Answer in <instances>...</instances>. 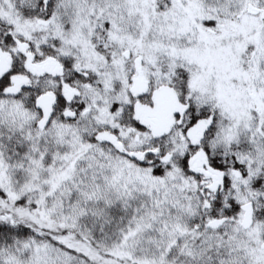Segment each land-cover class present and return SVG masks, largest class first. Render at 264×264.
<instances>
[{
    "label": "rangeland",
    "instance_id": "rangeland-1",
    "mask_svg": "<svg viewBox=\"0 0 264 264\" xmlns=\"http://www.w3.org/2000/svg\"><path fill=\"white\" fill-rule=\"evenodd\" d=\"M53 2L49 17L33 20L18 16L10 0H0L1 23L4 21L16 39L31 47L35 43L53 45L52 41L57 40L58 47L54 49L60 58H68L80 69L89 70L95 78L99 77L101 89L98 90V83L96 85L94 81L93 85L84 86V96L93 105L98 104L101 112L128 102L127 77L131 70L126 66L123 54L125 57L129 54L128 58L132 60L141 57V64L147 68L146 72L155 86L172 80L183 81L185 100L191 101L198 109L216 110L219 116V143H234L252 131L256 134L258 112L264 120V23L257 14L249 11L251 7L264 8V0H228L227 10H233L232 20L212 28L204 22L207 7L199 0L173 1L169 16L165 14V0ZM225 5L226 0H223ZM224 11L225 7L223 18L226 14ZM7 112L13 121L21 123L38 118L37 110H26L22 101L0 102V115ZM99 118H96V126L103 123L120 129L118 124L112 122L114 115L99 114ZM75 127L62 124L59 119L41 132L40 137L54 135L60 141L71 139L70 151L62 155L60 163L50 167L36 162L31 167L32 175L30 172L22 182L11 180L9 167L0 158V188L7 196L5 201L0 202V208L13 214L17 212L14 209L16 202L30 193L29 202L35 206L29 214L33 222L61 234L66 231L61 239L71 248L110 264H175L165 263L166 254L177 241L184 242L181 250L185 253L186 246L192 244L191 239H197L196 233L206 251L217 249L227 252L228 256H240L239 261H232L231 264H264V252L259 250L262 224L254 225L247 233L242 232V227L251 224V208L247 198L255 201L256 207L261 202L260 191L255 200L251 199L252 191H255L251 186L254 177L263 169L264 155L260 156L262 153L259 152L256 157L258 165L247 176L244 175L246 178L241 182L242 173L224 172L233 183V197L243 201L244 211L237 216L238 221L244 218L243 226L228 220L225 225L229 228L223 230L225 236L216 232L192 233L181 224L187 216H194L187 194H203L207 209L216 195L210 191L212 181L199 179L185 170L183 162L189 150L178 134L171 139L173 147L168 154L157 145L152 144L148 149L153 154V161L170 167H166L167 171L162 177L152 175L154 167H142L120 155L116 160H110L108 167L99 170L106 173L104 183L109 190L121 192L135 187L144 200L141 216L137 219L133 217V228L110 247L108 253L113 258L103 256L101 248L106 246L105 243H101L103 246L99 249L74 239L72 230L65 229L68 225L62 222L71 219L74 214L67 213L68 208L65 210L62 206V198L66 195L64 184H68L72 178L86 150L91 149L78 138ZM90 131L93 132V128ZM136 135L130 129L121 135L129 150H142L145 147V136ZM93 150L101 154L100 148ZM187 171L190 176L186 175ZM173 208L179 211V215L171 214L170 209ZM17 214L22 215L23 212L18 211ZM215 221H208V226L213 227ZM218 222L220 225L221 222ZM153 230L165 244L157 246L156 235L151 234ZM47 247L29 246L35 264H85ZM148 247L150 250L156 247L163 252L162 256L151 259L147 253Z\"/></svg>",
    "mask_w": 264,
    "mask_h": 264
},
{
    "label": "flooded vegetation",
    "instance_id": "flooded-vegetation-1",
    "mask_svg": "<svg viewBox=\"0 0 264 264\" xmlns=\"http://www.w3.org/2000/svg\"><path fill=\"white\" fill-rule=\"evenodd\" d=\"M173 1L176 2V0H165L167 16ZM199 1L207 7V17L204 22L210 28L217 24L223 26L230 19L232 20L233 10H227L228 0L225 6H223V0ZM224 7L226 14L223 18ZM249 12L257 14L264 23V8L251 7ZM11 34L9 27L0 20V73L5 69V65H1L2 56L7 57L4 61H7L9 65L8 72L0 76V85H4L2 91L8 99L22 100L25 96L29 99L34 98L35 110L40 115L38 126L41 132L46 131L55 120L61 117L75 126L81 124L88 132L92 124L93 132H95L94 139L102 132H109L115 139V144L96 142L97 144L110 146L118 155L140 166H153V154L148 152L152 144L165 149L166 154L173 147L171 139L178 134L189 150L188 157H185L186 161L184 160L187 164L185 168L199 179L212 181L210 191L216 195L211 201L213 207L224 198L228 208L235 203L239 206L237 216L244 211L243 201L235 200L233 197V183L224 175V172L225 174L242 173L241 182L247 174L252 172L255 165H258L259 161L257 162L256 157L259 156V152L262 153L260 156L264 155V120L259 112L256 134L252 131L247 133L245 138L237 139L234 143L231 141L226 145L219 143V116L216 110L198 109L191 101L185 100L183 81L172 80L155 86L146 72L147 68L141 64V57L132 60L128 58L129 54L126 57L123 54L126 66L131 70L127 77L128 102L101 112L98 104L93 105L84 96V86L93 85L94 81L96 85L98 83V90L101 89L100 78H95L89 70L80 69L70 59L60 58L54 49L58 47L57 40L52 41L53 45L50 43L49 46H45L35 43L31 47L14 36L11 38ZM17 76L21 77L22 83L15 91L17 96L13 97L9 94V90L15 85L12 84V77ZM163 87L165 90L155 96V93ZM44 96H51L53 101L52 114L47 123L44 122L43 113L38 108L39 101ZM99 114L114 115L115 119L113 118L112 122L118 124L120 129H114L109 124L103 123L101 126H96L97 119H100ZM200 122L203 123V131L198 132L196 126ZM193 128L196 130V137L199 138L195 144L187 137L188 131ZM128 129L132 133L136 132L138 136H145L146 144L142 150H129V146L122 140L121 135H124ZM158 136L161 137L156 139ZM147 138L150 139L149 142ZM242 150L244 153H241ZM131 154H139L140 158L133 160L130 158ZM262 168L254 177L251 186V189L255 190L252 191L251 199L255 200L256 194L260 191L262 196L259 197V201L261 202L256 207L255 201L247 198V204L251 208V224L249 227H242V232L247 233L254 228V225L262 224L259 250L264 252V164ZM203 182L205 181H201ZM215 183L218 186L216 190H212ZM243 219L238 221L237 218L231 217L229 220L238 226H243ZM214 223L213 226L219 224L217 220Z\"/></svg>",
    "mask_w": 264,
    "mask_h": 264
},
{
    "label": "trees",
    "instance_id": "trees-1",
    "mask_svg": "<svg viewBox=\"0 0 264 264\" xmlns=\"http://www.w3.org/2000/svg\"><path fill=\"white\" fill-rule=\"evenodd\" d=\"M13 4L15 12L24 19L38 20L42 17H49L52 12L53 0H10ZM12 38L13 35L11 34ZM3 84L0 85V102L2 101H22L23 108L28 111L35 110L34 98L29 99L27 96L22 100L8 99L3 93ZM40 115L34 121L29 123L13 121L9 117V113L0 115V158L8 165L9 177L13 181H23V177H28L31 167L38 161L42 162L45 167H50L55 163H60L62 155L69 152L71 139L57 140L54 135L40 137L41 131L38 126ZM62 124H71L63 117L60 118ZM75 126L74 124H71ZM81 124L75 127V132L83 144L91 148L86 150L81 163L77 164L76 171L72 178L68 180V184H64L66 195L62 200L64 209L68 208V212H74L71 219L62 220L66 225L65 229H71L74 239L79 242L101 248L104 252L103 256L109 259L108 253L110 247L116 244V240H120L125 232L133 228V217L136 219L141 216V208L144 206V200L141 199L137 189L130 188L126 191L109 190L104 183L105 174L99 172L108 167L110 160H116L119 155L106 145H99L94 140L95 133L90 131L93 126L91 124L89 132ZM93 148H100L101 154L95 153ZM108 163V164H107ZM108 165V166H107ZM186 163L183 162L184 168ZM91 166V167H88ZM154 167L151 171L153 176L162 177L166 173V167L160 161H154ZM187 170V168H185ZM32 175V172L30 173ZM187 176H190L188 171ZM194 177V176H193ZM197 193V192H196ZM29 194L19 199L14 209L23 212L22 215L17 212L11 214L0 208V264H35L29 246H48L57 252H63L73 258L75 262H84L85 264H110L107 261H99L91 258L89 255L71 248L61 239V234L52 229L41 228L39 224L33 222L30 213L33 211L34 203L29 202ZM188 199L193 206L191 211L193 217L187 216L181 224L185 225L188 232H216L224 235L223 230H228L225 224L232 217L237 218L239 206L235 203L231 208L226 206L224 198H222L216 206L207 209L204 195L198 192L197 195L188 193ZM194 196V197H193ZM195 198V199H194ZM7 196L0 188V202L5 201ZM172 210V211H171ZM171 214L179 215L176 208L170 209ZM143 213V212H142ZM70 215V214H69ZM57 219L60 218L57 216ZM132 220L130 224L129 221ZM218 220L221 222L218 228L208 226V221ZM60 222V221H58ZM60 222V224L62 223ZM70 225V226H69ZM224 225L226 226L224 228ZM151 234L156 235L157 246L165 244L157 236V232L153 230ZM196 240H192V244L186 247L190 251L183 253L181 250L183 243L177 241L174 247L166 254L165 263L175 262V264H231L235 260L239 261L240 256H228L227 252L206 251L200 244L198 234ZM225 236V235H224ZM194 242V243H193ZM199 243V244H198ZM102 245V246H101ZM191 247H190V246ZM47 247V248H48ZM184 247V248H186ZM147 252L151 255V259L161 257L163 252L154 247ZM190 255H193L190 257ZM55 258V257H53ZM52 258V259H53ZM113 258V257H111ZM52 262L51 264H53ZM55 264V263H54ZM112 264V263H111ZM247 264V263H246Z\"/></svg>",
    "mask_w": 264,
    "mask_h": 264
},
{
    "label": "water",
    "instance_id": "water-1",
    "mask_svg": "<svg viewBox=\"0 0 264 264\" xmlns=\"http://www.w3.org/2000/svg\"><path fill=\"white\" fill-rule=\"evenodd\" d=\"M7 58L5 56H2L1 58V65H5V69L0 73V76H2L3 74H5L6 72H8L9 70V65L8 63H6L4 61V59ZM21 77L17 76V77H12V84H15L14 86H12V88L9 90V94L13 97H16L17 94L15 93V91H17L18 86L22 83L20 80ZM163 90H165V88H161L158 92L155 93V96H157V94H160L161 92H163ZM52 105H53V101H52V97L51 96H44L40 99L39 104H38V108L42 111L43 116H44V122L47 123L51 114H52ZM202 126L203 123H198L196 128L198 129V132L203 131L202 130ZM163 136V135H161ZM161 136L156 137L159 138ZM187 137L188 139L195 144L199 138L196 137V130L195 128L191 129L188 131L187 133ZM96 141L98 142H104V143H109V144H115V139L112 137V135L109 132H102L99 133L96 137H95ZM131 159H139L140 155L139 154H131L130 155ZM218 184H214L212 186V190H216Z\"/></svg>",
    "mask_w": 264,
    "mask_h": 264
}]
</instances>
